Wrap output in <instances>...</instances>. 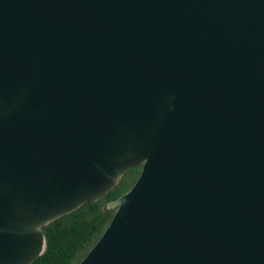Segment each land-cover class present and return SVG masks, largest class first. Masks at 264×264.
I'll use <instances>...</instances> for the list:
<instances>
[{"label": "water", "instance_id": "water-1", "mask_svg": "<svg viewBox=\"0 0 264 264\" xmlns=\"http://www.w3.org/2000/svg\"><path fill=\"white\" fill-rule=\"evenodd\" d=\"M139 166L79 264H264V0H0V264Z\"/></svg>", "mask_w": 264, "mask_h": 264}, {"label": "trees", "instance_id": "trees-1", "mask_svg": "<svg viewBox=\"0 0 264 264\" xmlns=\"http://www.w3.org/2000/svg\"><path fill=\"white\" fill-rule=\"evenodd\" d=\"M137 168L130 171V174ZM139 175V174H138ZM125 177L106 198L84 205L78 211L44 228L47 250L32 264H79L100 239L114 216L106 203L129 191L137 180Z\"/></svg>", "mask_w": 264, "mask_h": 264}, {"label": "rangeland", "instance_id": "rangeland-1", "mask_svg": "<svg viewBox=\"0 0 264 264\" xmlns=\"http://www.w3.org/2000/svg\"><path fill=\"white\" fill-rule=\"evenodd\" d=\"M140 167H137V169L134 171V172H132V174H130V175H127L126 177H134L135 175H137L138 176V174L140 173ZM110 203V202H109ZM109 203H106V206H108L109 205ZM108 208H109V206H108ZM111 210V209H110ZM114 213H115V211H114Z\"/></svg>", "mask_w": 264, "mask_h": 264}]
</instances>
